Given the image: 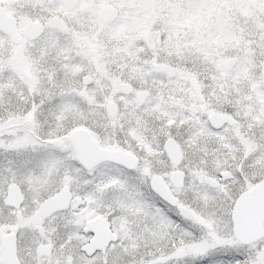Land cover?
Returning <instances> with one entry per match:
<instances>
[{
  "label": "snow or ice",
  "instance_id": "obj_1",
  "mask_svg": "<svg viewBox=\"0 0 264 264\" xmlns=\"http://www.w3.org/2000/svg\"><path fill=\"white\" fill-rule=\"evenodd\" d=\"M0 264H264V0H0Z\"/></svg>",
  "mask_w": 264,
  "mask_h": 264
}]
</instances>
